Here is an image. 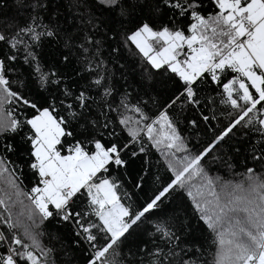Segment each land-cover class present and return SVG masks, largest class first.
Here are the masks:
<instances>
[{
  "label": "trees",
  "instance_id": "1",
  "mask_svg": "<svg viewBox=\"0 0 264 264\" xmlns=\"http://www.w3.org/2000/svg\"><path fill=\"white\" fill-rule=\"evenodd\" d=\"M177 11L165 6L163 0H120L119 7H109L101 0H0V32L9 40L22 41L16 48L8 42H0V59H5L10 69L7 58L15 56L34 82L38 102L46 107L49 102H56L57 112L69 121V130L73 132V136L63 138L65 146L93 139L129 145L123 153L126 163L112 165L100 175L117 183L121 201L130 205L133 212L140 210L170 183L175 172L145 133L141 132L138 141L132 142L127 130L130 126L125 127L119 121L132 116L139 119L142 128L168 108L184 85L166 67L154 68L127 37L145 22L157 29L175 23L190 34V25L195 21L188 15H177ZM201 11L206 16L214 15L217 12L215 0H202ZM27 27L40 33V39L34 40L33 34L20 32ZM49 32L53 35H47ZM29 52L33 55H28ZM41 73L59 83L42 86ZM224 75L231 78L235 74ZM194 87L198 104H190L182 97L168 108V115L182 136L189 157L209 147L239 113L223 102L226 94L211 80L210 74ZM66 91L70 95H65ZM81 93L87 100V119L97 124L91 135L83 134L84 119L75 120L70 116L73 111L85 112L76 100ZM69 104L71 109L67 107ZM134 105L142 109L146 120H141L140 113L132 110ZM8 109H12L13 117L21 121V127L17 132L0 133V143L11 145L13 149H0V155L4 156L14 176L21 197L32 204L26 194L40 178L30 167L34 162L29 142L32 130L26 121L36 110L14 99L4 105L5 118ZM205 116L207 120L203 119ZM105 123L108 127H101ZM260 128L258 123L238 125L201 160L200 166L209 174L232 182L244 180L250 168L256 175L264 176V158H260L264 157V132L257 130ZM87 150L93 151L94 145L88 143ZM0 208L1 212L3 208ZM75 211L89 213L84 223H100L98 217L91 214L86 196L76 200ZM38 217L34 213L31 221L39 223L36 237L41 248L50 250L48 264H89L93 257L89 250L95 249L74 221L53 217L41 223ZM158 226H167L179 240L169 241L157 231ZM0 231L9 237L13 233L2 224ZM214 239L215 234L201 219L186 189L178 187L167 195L158 209L133 226L130 234L108 253L107 260L111 264H152L154 259L159 264H184L188 260L195 264H211L216 252ZM104 242L98 236V245ZM4 247L6 245H0V251ZM157 249L162 250L159 256L150 255ZM35 251L39 254V250Z\"/></svg>",
  "mask_w": 264,
  "mask_h": 264
},
{
  "label": "snow or ice",
  "instance_id": "2",
  "mask_svg": "<svg viewBox=\"0 0 264 264\" xmlns=\"http://www.w3.org/2000/svg\"><path fill=\"white\" fill-rule=\"evenodd\" d=\"M163 2L170 9L178 10L177 15H188L195 21L190 25V34H186V30L175 23L157 29L145 22L127 39L135 44L154 68L166 67L183 82V90L171 101L168 108L182 97L190 104H198L194 86L210 74L211 80L220 85L226 94L223 102L239 110L238 115L209 147L193 157L186 156L183 160H178L184 166L179 170L172 169L175 176L171 182L140 210L133 212L130 205L126 206L121 201L117 183L101 178L100 175L107 172L112 165L123 166L126 163L123 153L129 145L93 139L76 141L66 147L63 138L73 136V132L69 130V121L57 112L56 102L51 101L48 107L38 108L35 103L20 98L37 113L26 121L32 130L29 142L32 145L31 155L34 162L30 167L37 171L40 178L39 183L26 194L34 205V210L29 211L28 219L32 220L35 213L39 215L41 223L53 217L74 221L95 249L89 264H111L107 260L108 253L114 251L122 239L130 234L133 226L146 214L158 209L171 191L185 187L187 180L193 175L202 176L205 182L199 187L194 186L195 193L189 190L188 196L201 213V219L215 234L213 243L216 245V252L211 264H264V176L256 175L254 169L250 168L244 180L221 183L220 177L213 179L200 166L201 160L238 125L250 126L258 123L261 128L257 130L264 132V116L260 115L264 114V0H215L217 12L207 16L201 11L202 0ZM102 3L109 7L120 6V0H102ZM20 32L33 34L34 40H39L41 35L33 27L21 29ZM47 35L53 33L49 32ZM0 42H8L12 48H16L17 43H22L15 38L9 40L3 32H0ZM28 55L33 54L29 52ZM7 59L15 60L16 57ZM36 70L40 72L39 66ZM8 71L6 60L0 59V133L17 132L21 127V121L13 117L12 109H8L7 118L4 117V105L18 97V93L10 87ZM228 72L235 75L228 78L224 75ZM40 80L42 86L50 82L59 83L50 81L48 74L44 73H41ZM96 83L99 84L100 80ZM65 95L70 93L66 91ZM76 100L79 101L78 107L85 109V112L73 111L70 116L75 120L84 119L83 134L91 135L97 124L96 121L87 119L86 97L81 93ZM67 107L71 109L72 105ZM168 108L142 128L129 127L127 130L132 142H137L143 132L154 146L162 145L173 156L176 152H184V140L168 115ZM132 110L140 113L141 120L147 119L139 106H132ZM130 119L125 116L119 123L127 127ZM203 119L207 120L208 117ZM136 123L139 124L140 121ZM101 127L107 128L108 124ZM88 143L94 145L93 151L87 150ZM0 149L13 150L11 145L3 143H0ZM140 151L143 152L144 148L141 147ZM5 173H8L7 183L17 189L16 201H12L9 193L0 195V207L3 208V212H0V224L6 225L11 231L22 222L19 216L16 223L12 222L10 203H23L19 200L22 193L14 176L9 172L4 156L0 155V177ZM206 194L211 199L205 198ZM80 196L87 197L91 214L98 217L99 224L82 222L89 213L75 211V203ZM22 215L23 212L20 213ZM157 231L169 241L179 240L167 226H158ZM24 234L31 239V246L14 232L9 237L0 231V245H6L0 251V264H48L50 250L42 249L27 227ZM98 236L105 241L103 245H98ZM30 247L40 249L39 254L29 250ZM161 251L157 249L150 255L157 257ZM152 264H159V261L154 259ZM184 264H195V261H184Z\"/></svg>",
  "mask_w": 264,
  "mask_h": 264
},
{
  "label": "rangeland",
  "instance_id": "3",
  "mask_svg": "<svg viewBox=\"0 0 264 264\" xmlns=\"http://www.w3.org/2000/svg\"><path fill=\"white\" fill-rule=\"evenodd\" d=\"M185 50L187 51V49H185ZM9 63H10V69H9L8 80L10 83V87H11L12 91H15L18 93V97L15 98L14 100H16L17 102H19L20 104H22L23 106H26V107H31V106L25 105L23 103V100L20 98L27 99L31 103H35L38 108L39 107H46V106H44L45 104H40V102H38V100L36 98V94L34 92L35 84H34L33 80L30 78V76L27 74V72H25V70H24L23 66L20 64V62H18L15 59V60H10ZM128 117L131 118L129 121V124H128L131 128H141V126L136 123L137 121H139V119L134 118L132 116H128ZM157 148L163 152L167 162L170 164L172 169L176 168L177 170H179L180 168H182L184 165L182 163H178V160H183V158L186 156L189 157L188 155H186V150L184 152H176L175 156H173L172 153L170 151H168L167 149H165L162 145L160 147H157ZM172 151H175V150H172ZM202 168L204 169V172L208 176L212 177L213 179L220 177L218 175H211L205 170L204 167H202ZM7 179H8V173H5L3 177H0V189H3V192H0V195H3L4 193H9L12 197V201H16L17 200V196H16L17 189L12 188L7 183ZM223 181H229V180L221 178L220 182L222 183ZM204 182L205 181H204L202 176L193 175L190 179L187 180V183H186L184 188L186 189L187 193L189 190H192L195 193V187H199ZM236 182H239V180H237ZM217 191H219V187H217ZM205 198L211 199V197L207 196V194H206ZM19 200L23 201V203H19V202L10 203L11 211L13 213L12 222L16 223L18 216H19L20 221L22 222L21 225L19 227H17L16 229H13L12 232H14L21 239H23L26 244H29L31 246V239L24 234L25 233V227H27L28 231L33 236L36 237V233H38L39 223H36V221L32 222L31 220L28 219L29 211L34 210V205L27 203L26 199L22 198L21 195L19 196ZM0 210H1V208H0ZM1 212H3V210ZM21 212H23L22 216H20ZM4 216L7 217V214L4 213ZM33 216H34V214H33ZM38 219H40V217H38ZM29 250L35 251L36 249L33 247H30ZM37 250L40 251V249H37ZM89 252L91 253V255L94 256L95 251L89 250Z\"/></svg>",
  "mask_w": 264,
  "mask_h": 264
}]
</instances>
